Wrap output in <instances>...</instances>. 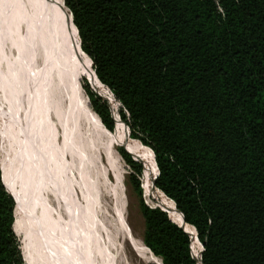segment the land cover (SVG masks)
Instances as JSON below:
<instances>
[{
    "label": "trees",
    "instance_id": "obj_1",
    "mask_svg": "<svg viewBox=\"0 0 264 264\" xmlns=\"http://www.w3.org/2000/svg\"><path fill=\"white\" fill-rule=\"evenodd\" d=\"M62 2L147 264H264V0ZM8 161L0 116V264H50Z\"/></svg>",
    "mask_w": 264,
    "mask_h": 264
},
{
    "label": "bare ground",
    "instance_id": "obj_2",
    "mask_svg": "<svg viewBox=\"0 0 264 264\" xmlns=\"http://www.w3.org/2000/svg\"><path fill=\"white\" fill-rule=\"evenodd\" d=\"M71 22L62 0H0V91L23 144V200L50 264H147L128 223L121 157L83 99Z\"/></svg>",
    "mask_w": 264,
    "mask_h": 264
},
{
    "label": "rangeland",
    "instance_id": "obj_3",
    "mask_svg": "<svg viewBox=\"0 0 264 264\" xmlns=\"http://www.w3.org/2000/svg\"><path fill=\"white\" fill-rule=\"evenodd\" d=\"M5 40H6L5 30L3 28V25L0 23V62L2 63V65L6 63V60L8 57V51L6 48V41ZM81 59L84 62L82 64V67H85V59H84V56L82 53H81ZM82 67H81V71H82ZM82 78H83V73L81 76V83H82V87H83L84 84H83ZM107 97H108V102L111 105H114L113 100L109 96H107ZM83 99H84L85 103H86V101L89 102V99L86 100L84 93H83ZM0 102L3 104L2 109H0V116H1V121L3 124V143L6 147V149L8 151V155H9L8 164H9V167L11 168L13 174L20 181L21 167H22V163H23V144H22V141L20 138V131L17 128V126L15 125L14 117H13L10 109L8 108V106L5 103V101L2 97L1 91H0ZM89 106H90V102H89ZM118 107H119V105L117 106V108ZM90 109L92 110L91 106H90ZM112 142L117 149L116 142H114V141H112ZM59 161L64 162V164H65V160L59 159ZM125 167H126L125 182H126L128 223H129L130 228L132 229L133 233L137 237L142 239L143 231H144V224H143V218L139 212V201H138V198L135 195L134 191L132 190L130 183L128 181V174L130 172V169L126 164H125ZM140 181H141L143 189H144L143 178H141ZM57 192H58L57 194H58L59 201L60 202L62 200L64 201L65 200L64 192H62L60 189H58ZM143 199L145 202H147L146 201L147 199L144 195V191H143ZM49 200L51 201V204L54 205V201L52 200V197H49ZM67 219H69V218L67 217ZM63 236H64L65 241L69 243V246L72 249V244L70 243L71 239L69 238V236H67V233H63ZM17 238L19 240V245L21 248V243H20L21 237L17 236ZM41 249H42L44 255L46 256L45 249L44 248H41ZM21 254H22V251H21ZM132 258L134 261H136V258L134 255H132ZM24 263L27 264L26 262H24Z\"/></svg>",
    "mask_w": 264,
    "mask_h": 264
},
{
    "label": "water",
    "instance_id": "obj_4",
    "mask_svg": "<svg viewBox=\"0 0 264 264\" xmlns=\"http://www.w3.org/2000/svg\"><path fill=\"white\" fill-rule=\"evenodd\" d=\"M117 105H119V104H117ZM101 123H102V122H101ZM104 128H105V127H104ZM106 130H107V129H106ZM0 170H1V168H0ZM1 172H2V170H1ZM15 199H16V198H15ZM16 201H17V200H16ZM145 203H146L147 206L152 207V208L158 207V206H156V205H155V206H150V205L147 204V202H145ZM176 225H177V224H176ZM183 225H184V226H188V225L185 224L184 222H183ZM177 226H178V225H177ZM180 227H182V226H180ZM194 238H195L196 241H198L197 238H196V235H194ZM150 253H151V252H150ZM151 254H152V253H151ZM152 255H153V254H152ZM200 260H201V250H199V254H198V256H197V262H199V263L201 264V261H200Z\"/></svg>",
    "mask_w": 264,
    "mask_h": 264
}]
</instances>
